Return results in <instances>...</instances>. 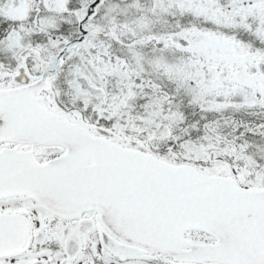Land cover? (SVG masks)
Returning a JSON list of instances; mask_svg holds the SVG:
<instances>
[{
  "label": "snow or ice",
  "instance_id": "snow-or-ice-1",
  "mask_svg": "<svg viewBox=\"0 0 264 264\" xmlns=\"http://www.w3.org/2000/svg\"><path fill=\"white\" fill-rule=\"evenodd\" d=\"M0 264H264V0H0Z\"/></svg>",
  "mask_w": 264,
  "mask_h": 264
}]
</instances>
